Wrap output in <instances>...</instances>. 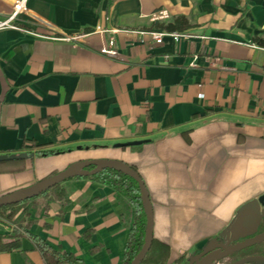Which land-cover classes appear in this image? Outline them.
Returning <instances> with one entry per match:
<instances>
[{
  "label": "crops",
  "instance_id": "crops-1",
  "mask_svg": "<svg viewBox=\"0 0 264 264\" xmlns=\"http://www.w3.org/2000/svg\"><path fill=\"white\" fill-rule=\"evenodd\" d=\"M19 1L0 0V20ZM18 21L28 32L0 30V155L32 156L0 162V196L124 161L153 204L145 264H187L264 194V0H26ZM62 185L66 205H23L29 226L0 264H47L34 237L126 264L140 209L92 175Z\"/></svg>",
  "mask_w": 264,
  "mask_h": 264
},
{
  "label": "water",
  "instance_id": "water-1",
  "mask_svg": "<svg viewBox=\"0 0 264 264\" xmlns=\"http://www.w3.org/2000/svg\"><path fill=\"white\" fill-rule=\"evenodd\" d=\"M132 144L134 143H117L115 147H124ZM29 156H32V154H3L0 155V162L26 159ZM108 168L132 177L139 184L142 206L146 215V229L143 247L134 257L131 264H141L150 251L154 240V209L144 179L140 172L129 163L115 159H90L72 163L66 169L28 187L0 196V207L22 203L41 195L53 186L68 179L95 175ZM262 242H264V194L240 207L232 223L218 236L207 242L199 253L191 256L187 264H215L241 250ZM227 264H264V254L248 255Z\"/></svg>",
  "mask_w": 264,
  "mask_h": 264
},
{
  "label": "trees",
  "instance_id": "trees-1",
  "mask_svg": "<svg viewBox=\"0 0 264 264\" xmlns=\"http://www.w3.org/2000/svg\"><path fill=\"white\" fill-rule=\"evenodd\" d=\"M167 27L173 28L175 26L168 25ZM92 176L101 179L103 182L111 185L119 192H122L123 195L130 200V202L140 209V214L131 233L126 251V264H131L134 257L143 247L146 229V217L142 206L139 184L132 177L110 168ZM62 183H59L49 190L43 192L41 195L22 203L0 207V216L14 218L18 213H20L21 210H23L21 214L24 215L27 208H25L23 205L28 202H31L33 205H35L38 201H44L48 205L50 201H57L63 205H66L69 202V196ZM27 226H29V223ZM22 236L23 234L21 233H15L6 236L0 235V251H11L18 249L20 247V240ZM34 240L36 241V245L44 256L47 264H83L82 261L72 253H68L64 250L53 249L41 238L34 237ZM149 252L141 264H145Z\"/></svg>",
  "mask_w": 264,
  "mask_h": 264
},
{
  "label": "built area",
  "instance_id": "built-area-1",
  "mask_svg": "<svg viewBox=\"0 0 264 264\" xmlns=\"http://www.w3.org/2000/svg\"><path fill=\"white\" fill-rule=\"evenodd\" d=\"M25 2L26 0L19 1L16 4L14 11L11 13V15H9L6 19L0 20V30L5 28H14L28 32V30L24 28L18 21L19 15L24 11ZM167 16L168 13L166 11H162L157 14V17H161V18H165ZM114 31H118V29H114ZM150 34L157 43H162L166 36H172L176 40L180 39V37L182 36L181 34L178 33H169L166 31H152L150 32ZM20 217H21V212L18 213L12 219L0 217V235L6 236L15 233H21V234L26 233L29 220L27 218L21 219ZM215 264H227V263H225V261L223 260L216 262Z\"/></svg>",
  "mask_w": 264,
  "mask_h": 264
},
{
  "label": "rangeland",
  "instance_id": "rangeland-1",
  "mask_svg": "<svg viewBox=\"0 0 264 264\" xmlns=\"http://www.w3.org/2000/svg\"><path fill=\"white\" fill-rule=\"evenodd\" d=\"M0 217H4V216H0ZM4 218H7V217H4ZM7 219H12V218H7ZM260 252H264V243H261L257 246H254V247L247 248L244 251H242L241 253L237 254L236 257L239 255H247V254L252 255V254H257Z\"/></svg>",
  "mask_w": 264,
  "mask_h": 264
},
{
  "label": "flooded vegetation",
  "instance_id": "flooded-vegetation-1",
  "mask_svg": "<svg viewBox=\"0 0 264 264\" xmlns=\"http://www.w3.org/2000/svg\"><path fill=\"white\" fill-rule=\"evenodd\" d=\"M241 240H242V239H241ZM257 245H259V244H257ZM257 245H254V246H257ZM254 246H252V247H254ZM249 248H250V247H249ZM244 250H245V249H244ZM244 250H241V251L235 253L234 255H232V256L226 258V259L224 260L225 263H230V262L236 261V260H238V259H240V258H242V257L248 256V254H247V255H239V256L236 257L237 254L241 253V252L244 251ZM257 254H264V252H260V253H257ZM252 255H254V254H252Z\"/></svg>",
  "mask_w": 264,
  "mask_h": 264
}]
</instances>
